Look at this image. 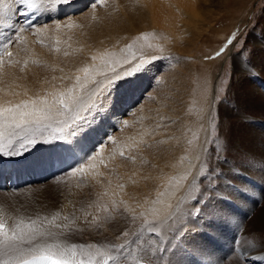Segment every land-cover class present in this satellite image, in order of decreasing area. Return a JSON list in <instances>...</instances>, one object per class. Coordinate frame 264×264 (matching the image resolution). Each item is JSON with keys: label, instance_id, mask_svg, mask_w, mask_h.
<instances>
[{"label": "rangeland", "instance_id": "1", "mask_svg": "<svg viewBox=\"0 0 264 264\" xmlns=\"http://www.w3.org/2000/svg\"><path fill=\"white\" fill-rule=\"evenodd\" d=\"M46 1L41 8H43L44 11L47 10V12H48V11H50L54 2L49 3L48 0H46ZM94 1H95L94 2L95 4L94 3H92V4H94L95 6H94V9L93 8L91 9V11L96 10L95 13L92 12V16H90L91 13L88 12L85 16V20H88L89 23L87 21H86L87 23H85L84 22L85 20H83V24H82V20H81V22H79L77 24L75 22L73 24V27L68 28L67 27L68 23H72V21L70 22V20H65V22L62 21L63 24L58 23V24H55V26L52 25V27L50 25L51 28L48 26L47 29L48 28H50V29H48L49 32L47 31L46 33H50V34H46L45 31L41 32L39 35L35 34L34 43L37 44V46L40 45V48L43 49V50L40 49V50H42V52L39 53L40 57L46 58V56H47L48 57L47 59H54V58H55V60L60 59V57L62 55L64 56V53H63L64 47H65L64 49L66 50L70 46H71V48L76 47L77 46L76 44H79L78 46H81L84 44L86 45V44L92 43L91 41L98 39V37H100L103 34L102 36H103L104 41H109L110 43L112 41H114L113 42L114 44L117 43L118 46L115 49H117V48H119V49L114 51V53H116L117 55L119 54V56H121V57L127 56L128 59L131 60V56L129 55V53L125 49V46L128 44H131L135 41L133 51L136 53L137 60L139 62L141 59L146 60V61H151L150 63L147 64L146 67L152 66V68L148 71H150L152 74H154V75L151 74L152 76L149 75L150 78L153 80V83H151L150 86L147 83V81H146V83H145V81H143L144 80L143 77L139 80V82L141 84H145V85L143 86V90L138 93V97L134 101V104L132 105V107H129V109H132L133 107H134L133 109L139 108V110H138L139 112L140 111H142V112L147 111V116H146L147 118L146 119H148L147 121L149 123L147 122L148 124L146 125V121H145V123H144V121L143 122L141 121L142 124L146 126L147 130L144 129L145 127H142L141 124H140L141 126L139 125L138 126L139 128H137V129L138 130L140 129L139 131H141L142 130L141 128H143L144 130H146L145 131L146 133L151 135V137L149 135H146V137L145 136L143 137V134H144L143 131H141L143 134L139 133V134H141V136L138 135V132L136 129V134L139 136V138H138V136L136 135L137 136L136 141L142 142L145 140V142L147 143L148 137H150L151 140H153L154 137H156L157 139L156 140L154 139L153 142H157L158 136L161 135L162 133H166L167 138L164 140H163V138H161L163 140V143H161L162 141L160 139L161 142L158 141L156 144L163 146V144H169L170 143L173 146L174 145L176 146L175 150L181 149L182 147L185 146L186 147L185 149L187 151V152L185 151V153L188 154L187 159H189L191 157L190 159L194 160V167H196V170L198 171V173L200 172L201 168L205 164L208 165V172L209 173H212L213 169H218L219 172H221L223 174H224V172L225 173L228 172L227 175H229V176H227L228 177L227 181L224 180L226 178V176H224V175H221L219 177V180L222 182L225 181L227 183V185L229 186V188L231 187L232 193H231L230 199L232 200V202L236 203L239 201H245L246 200L245 193L248 191L247 190L248 186H253V187L256 186L255 188L258 187V190L262 191V192H260L262 194L260 198L254 193H252V194L249 192L248 193L253 198L258 199V200H256V201H258L257 202L258 207L264 209L263 208L264 203L262 201L264 198V196H263L264 195L263 194L264 193V173H263V171H264L263 170L264 169V165H263L264 164V150H262V149H264V140H262L263 137L260 138V140L262 142L259 140V143H254L255 146L252 145V147H254L255 149L253 150L254 152L251 153V156L249 158L248 154H250V152H247L245 150L246 147H244L245 138L239 137V136H243L244 133L246 132L244 125L247 124L248 119H246V121H247L246 122L243 118H237L236 119L235 116H232V115L228 116V114H226L227 113L226 110L229 108L232 109V111L235 110L236 112H239L238 110L240 109L241 114H244V115L246 114L247 116H251V114H252L251 117H259L261 119L264 118L263 112H261V111L257 112V111H253V110L251 111L246 106L249 103L243 104L242 103L243 100L241 99L244 96L243 95L244 92H243L241 87L247 81H250L251 78L255 81L258 80L260 82L259 87L261 89L264 87V78L262 75V73H263L262 71L264 70V69H262L264 61H261V59L263 60L262 56H264V0H214L215 2H212V3H210V0H188V1L187 0H185V1L184 0L183 1L177 0L178 2L176 0H173L172 4L173 5L175 4V5L173 6L171 4L169 7L172 10L171 12H173V14L171 13V15H172L171 17L173 18V21H175V22H172L174 24V27H175V28L173 27V30L171 29L173 24L171 25V28H169V27H167V25L169 26V24L166 23V25L164 24L165 26L155 24L156 27L155 26H152V27L148 26V27H145L143 29L137 30V31L132 33L130 38H129V36H127L128 31H125V33H122V35L124 36V38H126V37L129 38L128 42H126V43H124L122 41V38H120V37H118L117 39H114V37H112V36H114L113 31H111V33L109 31L111 28H112L111 30H113V27L118 24V20L121 23V21H122L121 19L124 18V15H125L123 13H132V10L135 11V9L136 10L139 9L140 8L139 7V4H140L139 1L140 0H134L135 3L133 0L132 1L130 0L131 2L129 0H126L125 3H124V0H122V1L121 0H110V1L106 0L107 3H102V5H101L100 0H94ZM201 2H204V3L201 4ZM132 3H134L135 5L134 4L132 5ZM122 4L124 5V7ZM180 4H181V6L182 5L183 6L181 7ZM177 5L179 8L176 7ZM107 6H108V8H106ZM109 6H111V7H109ZM127 6H129L130 8ZM183 7L186 9H183ZM126 8L131 9V10L128 11V9H126ZM194 8H196V9L194 10ZM123 9H125L127 11H125ZM193 12H196V13H193ZM197 13H198V16L195 17V15ZM41 15H43V14H41ZM91 17H93V18H91ZM112 20L115 24L112 22ZM67 21H68V23H67ZM115 21H117V22H115ZM66 23H67V25H66V27H64V25ZM92 23H93V25H92ZM106 23L109 24L108 27H107ZM61 24H62L63 28H61L62 26H60L59 29L57 30V25H61ZM75 24H76V26H75ZM127 25L129 26L128 23L126 24V26ZM75 27H77V28H75ZM103 27H104V30H103ZM126 28H127V30L130 29V27L129 28L125 27V29ZM63 29L65 30V32ZM101 30L103 33L100 32ZM169 30H171V31H169ZM107 31L109 34H105V33H107ZM54 32H56V33L54 34ZM75 32H76V34H75ZM143 33H149L148 41H144L143 39L136 41V37L141 36ZM42 34H46V35L43 37ZM53 34H54V39H53ZM97 34H99V35H97ZM47 35L49 37L51 35L52 38L47 37ZM62 35H63V37H62ZM109 35H110V37H109ZM233 35H235L237 37V40L234 41L232 45H229L227 50L220 57H216L215 53L217 51H219L220 48L223 47ZM57 37L61 41V43L59 45V47H60L59 52L55 51V48H54L55 41H56ZM67 37H68V39H67ZM39 38H42L41 40H43L44 43H39V41H40ZM258 40H259V42H257ZM82 41L84 42V44ZM148 43H151L153 45V47L152 48L147 47ZM156 45L162 46L163 52H161L160 48L156 47ZM256 46H258V47H256ZM71 48H69V49H71ZM69 49L67 50V52L70 53ZM241 49H243V55L238 54L241 51ZM49 50H50V52H49ZM61 50H63V51L61 52ZM104 50L107 51L106 49H104ZM43 51L45 52V54L43 53ZM100 51H103V49H101ZM105 51H103V52H105ZM77 53L80 54V56L87 57L85 54L84 55L81 54V52L77 51L76 54ZM57 56H60V57L58 58ZM154 56L159 57V58L153 59L152 57H154ZM209 57H212V58H209ZM258 57H260V58H258ZM257 59H258V61H257ZM96 63H98V62L96 61ZM255 63H256V65H255ZM154 65L155 66L158 65V66L155 67ZM125 66H127V65H125ZM237 68H239V70ZM145 69H147V68H144L143 70H145ZM117 70L118 71L121 70L119 65H117ZM243 70L247 73H245ZM136 72L141 73L142 71H136ZM142 73H144V72H142ZM165 76H166V78H165ZM178 78H179V80H178ZM165 79H167V82H166L167 86L166 85H165L166 87L164 86L165 87L164 92L166 93V96H168V98L167 99L165 98V99H163V101H160L159 99L163 96V94H161V91L163 89L161 91H160V89H157L154 92H150V90H151L150 88H153V86L155 88L156 86H158V84L160 82L164 81ZM60 82H59V84H60ZM61 84H62V82H61ZM262 91H263V89H262ZM158 94L159 95L161 94L162 96H158ZM158 97H159V99L157 101ZM172 98H173V100H172ZM177 98H178V100H177ZM252 102L250 104L251 105L250 107L253 106ZM158 103L160 105H157ZM151 104L154 106L153 110H152L153 112L151 111L152 113L149 112ZM222 106H224V107H222ZM246 108H248V109H246ZM165 109H168V110H166L167 112L165 111ZM169 109H171V110H169ZM154 110L156 111V113H154ZM157 110H158V112H157ZM170 112H172L173 114ZM132 113H134V112H132ZM132 113H130V114H132ZM163 115H164V117H163ZM168 115H170V116H168ZM154 117L156 118V120ZM159 121H161V122L159 123ZM203 121H205V122H203ZM198 122L204 123V124L201 123V127H200L201 131H199L197 129L198 128ZM226 122H228V123H226ZM235 122H237V124H238V125L236 124L237 125L235 127L236 130L233 127ZM224 123L226 124V126H225L226 128H223ZM168 124L171 126H169ZM228 124H230V125H228ZM167 126H169V127H167ZM219 129L224 133V136L221 139V141L223 142V144H225L226 150L222 147L221 141L218 138L219 137L218 135H220ZM254 129H256V131L259 130L258 132L263 131V129H261V126H259V129L257 127ZM242 131H244V132H242ZM158 133H159V135H157ZM200 134L203 135L202 136L203 138L201 137L202 139L200 141H197L198 143L195 144L194 141H196L195 139H197V136L200 137ZM232 134H234L236 137L233 138ZM168 136H169V138H168ZM132 137H134V136H132ZM137 138L139 140H137ZM150 138H148V139H150ZM168 139H169V141H168ZM165 141H168L169 143H167ZM189 141H191V143H189ZM145 142H142L141 144L145 145L146 144ZM187 144H189V147L186 146ZM230 144L233 148H230ZM40 146L41 145L37 146L38 147L37 151H39L38 154L37 153L32 154L31 152L30 153L26 152L25 154H28L29 158L32 155V157L34 159L37 156L41 157L44 161L45 160L44 158H46L47 154L43 153V152L45 151V149L46 150L48 149V146L44 144L43 147L39 148ZM100 147H101V142L95 144L91 148V150H87V152L88 151L89 152L87 153L86 157L92 156L93 154L98 153L100 150ZM220 149H221V151L222 150H224V151L221 152ZM233 149L234 150L237 149V150L234 151ZM256 149H258V150H256ZM58 150H60V149H58ZM158 150H160V148ZM255 150H256V154H254ZM197 151H198V153H197ZM234 152H236V153H234ZM237 152L241 153V154H237ZM185 153L183 155H185ZM25 154L23 156L26 158ZM42 154H44V157ZM201 154H202V157H201ZM261 154L263 157L261 156ZM183 155H181V158L178 161L179 163L177 161H176L177 163L176 162L171 163V164L165 163V166H163V167L167 168L169 173H171V171H173V170L174 171L177 170L178 168L180 171H182L183 168H182V165L180 163H182V164L184 162L186 163V159H185V157H183ZM0 156H2L0 158L10 157L7 155H0ZM124 156H126V153ZM188 156H189V158H188ZM11 157H22V156H11ZM84 157H85V154L80 159L79 165H82L85 163L84 161L87 158L85 157V159H84ZM254 158H258V159L256 160ZM243 159H244V161H243ZM29 160H31V161L26 162V161L21 159V160H17L16 162L20 161L21 164H23L25 166L23 169L29 168L32 171H34V173L39 177L38 179H34V174L31 173L32 177H30L29 175H31V174L26 173L27 176H26L25 181H23V178L25 176L22 175L21 181L18 185L14 184L13 186H10L8 183L9 182L8 181L9 176H7V179H5V181H3L0 184V193H1L0 197L2 196L1 199L4 196L6 197V198L4 197L3 198L4 200L2 199V201L0 200V202H1L0 208L3 209L5 207L4 212L6 211L5 212L6 214L10 213L11 215H14V214L15 215H24L27 217L29 215L34 216V213L35 214L39 213L40 215H46L49 213L48 215H51L55 212H60L61 217L58 220V221H60V223H67V221H65L63 219V217L68 216L70 219H72L73 214H74V216L76 217V220H75V223L73 224L75 226V228L74 227L73 228L74 229H82V231H75V232L70 234V237H69L70 240H72V242H76V243H85V244H87V243L101 244V243H108V242L123 243V242H125V240H133L134 241L136 239V237L133 236L132 234L135 233V230H137V232H138L139 229H135L132 231H130L128 229L127 230V232L129 233L128 237L123 236L124 231L119 230L117 232H112L114 230L113 221L111 219H106V216L108 215V213L105 214V212L100 209V204H103L106 206L107 203L110 204V202H108V201L106 203L100 202V204L94 203L95 202L94 197H96L97 195L101 196V194H98L96 192L94 193V191H92L91 187H93V185H91L89 182L90 178L88 177V173H86L84 176H81L79 173H76L75 174L76 176L71 174L73 168H76V166H78V165H75L73 167L62 166L60 169L58 166H55V167H53V172H49L48 170H45V173H42L43 169L34 170L32 168V165H31L32 158ZM227 160H229V162ZM195 161L197 162V164ZM260 162H263L262 165ZM244 164H245V167H244ZM180 168H182V169H180ZM23 169L21 170V172L23 171ZM246 169H247V172H246ZM230 171H231V173H230ZM257 171L258 172L260 171V172L258 173ZM161 172H163V171H161ZM190 174L191 175L193 174L192 176L195 175L192 170L189 171L188 175H190ZM188 175H186V176H188ZM246 176L248 179L246 178ZM74 177L76 178V181H74V182H76L77 185L74 184V182H72V185H70V186L69 185L66 186L63 183H59L60 181H63L66 178L69 179V178H74ZM80 177L83 178V180H81ZM11 179H12L11 181H13L12 175H11ZM183 180H184V178L181 176V174L178 173V170H177V172H173L167 181L169 184L167 183V185H165L163 189L157 188L152 192L153 197H154L153 200L155 202L158 200L159 202H156V203L160 204V203H162V201H163V203H166L172 197L174 198V196H176V195L178 196L181 193V192H179V190L182 189L179 186H181ZM195 181H198V183L196 182V185H199V181L200 182L203 181L204 183L206 182L205 184L208 183L207 181H204V177H200V175L195 179ZM222 182H220V183L223 184ZM13 183H15V181H13ZM239 183H241V184H239ZM59 185H61V186H59ZM172 186H175L174 189ZM199 186L201 187L200 192H196L195 187H192L191 190L189 191L190 194L192 193V195H197V196L204 195V192L202 191L203 185H199ZM68 187H73V188H68ZM209 187H211V185H209ZM220 187H221V185H220ZM60 188H62V189H60ZM186 188H188V187H186ZM65 189L68 191L67 193H66ZM184 190L186 191V189L184 188L182 190V192H184ZM28 194H29V196H28ZM192 195H190L189 198ZM207 198L208 197L205 196L206 200H207ZM29 201H31L32 203ZM112 201H114V199ZM5 204H7V205H5ZM11 204H13V206H15V208L12 207ZM90 204H92L93 206L89 207ZM226 204H228V203H226ZM260 204H261V206H260ZM74 205H76V206H74ZM79 206H81L82 208ZM9 208H11V209H9ZM73 208H74V210H72ZM30 209H32V210L30 211ZM78 209H79V211H78L79 213H77ZM86 213L88 215L87 216V221L89 220L88 222L85 221ZM121 213H122L121 209L119 211H115V214H117L118 216L121 215ZM80 214H84V215H80ZM251 214H253L252 217H255L256 215H257V217H260L262 213L261 212L259 213L257 210H255ZM96 215L98 216V219H96L97 218ZM104 215H106V216L104 217ZM94 218H95V223L92 224L91 222L94 220ZM246 221L242 224V227H241V232L243 233V235L241 237H239V234L241 233L240 232L237 236V242H236V245H234L235 252H236V250H238L240 248L239 246H240L241 240L247 236L246 234H247V230H248V226H247L248 224ZM194 222H196V225L194 227H198V229H199V233L196 235H199L200 238L204 237L207 240L212 241L213 243H215L214 245L219 247L218 244H220V243H216L218 236L213 231L214 226L217 229V227H218L217 223L214 222L213 226L211 228H209L206 225L201 227V225L203 224V220H195ZM197 222H201V223H197ZM107 224L110 227H108ZM111 225H113V226H111ZM219 225L221 226V224H219ZM87 226H89V228ZM231 226L229 227V229L231 232H233L234 228ZM201 230H202V232H201ZM224 230H227V229L224 228ZM188 235H193V234L189 233ZM193 236H195V235H193ZM149 237H152V239L157 238L155 233H145L144 239L148 240ZM182 238L177 237L175 239V242H177V243L182 242V241L189 242L188 239H185L184 237H182ZM250 238H252V237H248V239H250ZM195 243L197 244L196 247L200 246L201 244L204 245V241H201L199 239H195ZM178 245H179L180 252L182 251L183 255L186 254L189 258L194 260L195 264H204V263L208 264L212 260V256L203 255V257H202V255L199 252H197L196 250H194V251L191 250L190 248H192V247L188 248L187 246H185L184 247V251L186 252L185 253L182 250V248L180 247V244H178ZM203 245H201V247H198V248H202ZM163 246H165V245H163ZM175 246H176V244H175ZM132 247H135V244H133ZM213 248H214V246H213ZM242 249H244V248H242ZM169 251H172V249H170ZM191 252L193 253L194 256L191 255ZM199 254L201 257L200 256L198 257ZM168 255H171V254H168V251L166 252V254H165V252H157V254H156V256H158L159 260L163 261V262H166L169 259H171V257H169ZM204 256H205V258H204ZM241 256L243 257L244 255H241ZM149 257H150L151 261L154 260V258H153L154 255L152 257L150 255ZM206 258H207V260H206ZM209 259H211V260H209ZM177 260H178L179 264H185V263H183L184 258H181V259L179 258ZM199 261H200V263H199ZM168 262H170V260ZM152 264H153V262H152Z\"/></svg>", "mask_w": 264, "mask_h": 264}, {"label": "bare ground", "instance_id": "2", "mask_svg": "<svg viewBox=\"0 0 264 264\" xmlns=\"http://www.w3.org/2000/svg\"><path fill=\"white\" fill-rule=\"evenodd\" d=\"M125 1L126 0H124V3H125ZM94 2H95L94 0H68V2H65V3H55L54 2V4L52 5L50 11H48V12H47V10L44 11V9L41 8L43 6V4L45 3L44 2L40 6L39 10L34 12V13H40L39 19L35 20L34 24H35V26L37 28H44V26H47V27L49 26L50 27V25L52 27V25L55 26V24L62 23V21L65 22V20H70V22L72 21V24H74L75 22L77 24V23L81 22V20H82V24H83V20H85V16H86V14L88 12L91 13L90 16H92V12L95 13L96 10L95 11H91L92 8L94 9V6H95ZM172 2H173V0H140L139 1V3H140L139 7L140 8L137 9V10L135 9V11L132 10V13H123L125 15H124V18L121 19L122 20L121 23L118 20V24L119 25L117 24V25L114 26L112 24L114 26L113 30H111L112 29L111 28L109 32L111 33V31H113V33H114L113 35L114 36H112V37H114V39H117L118 37H120V38H122V41L124 43H126V42H128V39L131 37L133 32H135L137 30H140V29H143L145 27H148V26L152 27V26H155V24H158V25H164L165 24L166 25V23H167V24H169V26L167 25V27L171 28V25L173 24L172 22H175V21H173V18L171 17L172 16L171 13L173 14V12H171L172 10L169 8L170 5L172 4ZM212 2H215V1L214 0H210V3H212ZM69 3H73L75 5H78L79 7L75 11H69L68 13L65 14V13H63V11H64V9L66 8V6ZM92 3H94V4H92ZM103 3H107L106 0ZM134 3H135V1H134ZM134 3H132V5ZM202 3H204V2H201V4ZM181 4H180V6H181ZM101 5H102V3H101ZM13 7L15 9V8L20 7V6L14 5ZM109 7H111V6H109ZM123 7H124V5H123ZM127 7H129V6H127ZM176 7H178V5ZM106 8H108V6ZM126 9H128V8H126ZM183 9H186V8L183 7ZM195 9L196 8H194V10ZM123 10H125V9H123ZM130 10L131 9H128V11H130ZM125 11H127V10H125ZM193 13H196V12H193ZM41 14H43V15H41ZM197 16H198V13L195 15V17H197ZM91 18H93V17H91ZM86 21L88 22V20H85L84 22L87 23ZM112 22H113V20H112ZM115 22H117V21H115ZM67 23H68V21H67ZM67 23L64 25V27H66ZM127 23L129 24V26L128 25L126 26ZM8 24H23L22 17L21 16H17L14 13L0 12V33H2L5 36L12 34V30L7 27ZM62 24L59 25V26H62ZM76 24H75V26H76ZM92 25H93V23H92ZM108 26H109V24H107V27ZM125 27H128V28L130 27V29L127 30V28L125 29ZM173 27H174V24H173V26L171 28L172 30H173ZM50 28H48V29H50ZM61 28H63V26ZM75 28H77V27H75ZM48 29L45 31V33L47 31L49 32ZM103 30H104V27H103ZM125 31H128V35L127 36H129V38H127V37L124 38V36L122 35V33H125ZM169 31H171V30H169ZM64 32H65V30H64ZM100 32L103 33L102 30ZM55 33L56 32H54V34ZM46 34H50V33H46ZM46 34H42L43 37ZM54 34H53V39H54ZM75 34H76V32H75ZM99 34H97V35H99ZM105 34H109L108 31ZM23 35L26 37L25 42L23 44H20V45L14 44L11 47V49H10L12 51V53H13L12 59L19 60V61H21V63L14 64V65H11V66L6 64L4 66L3 73L0 74V89H2V91H0V102L6 101V100H9V99H11L13 101H19L21 99H27V98L32 97V96L37 95V94L46 95V94H48V93H50V92H52V91H54L56 89H66L72 83L75 82L74 81V77L77 74V69L83 67L86 64L93 63V61L91 60V57L93 55H98L100 53H103V51H105L104 49H106L107 51L109 50L110 52H114L117 49H119V48L115 49L118 45H117V43L114 44L113 43L114 41H112L111 43L109 41H104L103 40V36H102L103 34H102L100 37H98V39H95L94 41H91L92 43L88 42L89 44L85 45L84 42L82 41L84 45L78 46L79 44L75 43L77 45L76 47H74V48L72 47L71 48V46H70L69 48H71V49L67 48L66 50L64 49L65 48L64 47L63 48L64 52L69 49V51L71 53L70 54L68 52L69 54L67 56H65V55L64 56L62 55L61 57L57 56L58 58L60 57V59H56V60H55V58L54 59H47L48 57L46 55H45L46 58L45 57H40V55H39V53L42 52L43 49L40 48V45L37 46V44L34 43L35 33L33 32V30L30 29V28H26V31L23 33ZM47 37H49V36L47 35ZM50 37H51V35H50ZM62 37H63V35H62ZM109 37H110V35H109ZM39 39L41 40L42 38H39ZM67 39H68V37H67ZM257 42H259V40ZM256 47H258V46H256ZM25 48L28 50L27 52L25 51ZM40 49H42V50H40ZM101 49H103V51H100ZM63 50H61V52ZM77 51L81 52V54H83V55L85 54L87 57L80 56V54H78V53H77L78 54L77 55L76 54ZM49 52H50V50H49ZM43 53L45 54L44 51H43ZM117 56H119V54ZM119 57H121V56H119ZM262 57H263V60L261 59V61H264V56H262ZM258 58H260V57H258ZM5 59H7V58H5ZM24 59H28L27 67H24V65L22 63ZM34 60L35 61H39V63H33ZM257 61H258V59H257ZM97 62L99 63V61H97ZM138 62L139 61L136 60V61H133L132 63L135 64V63H138ZM255 65H256V63H255ZM157 66H155V67H157ZM124 67H128V65L124 66ZM21 68H23V71H21ZM146 68L147 69L142 70V72H144V73L141 72L142 74L135 72L134 75L128 76L125 79H122V80L118 81L116 83L114 89L112 90V94H111L110 98H104V97L100 98L103 106L100 108L99 114L96 115L95 120L92 121L91 126L88 129H86L85 132L81 135L79 144L76 146L74 151H69V150L64 149V148H60V150L56 149L55 151H52V150H49V148H48L47 150L45 149V151L43 152V153L47 154L46 158H44L45 159L44 161H43V159L41 157H38L37 155H36L37 157L35 159L32 157V155L29 158L28 154H25L26 158L24 156H22V157L0 158V184L3 181H5V179H7V176H9V178H8L9 182L8 183H9L10 186H13L14 183L11 181V175H13V174L16 176L15 177V184L16 185H18L20 183L22 175L25 176L23 178V181H25L26 176H27L26 173L34 174V179H38L39 178L34 173V171H32L31 169H29V168L23 169L25 166L23 164H21L20 161L16 162L17 160H21L22 159V160L28 162V161H31L29 159L32 158L31 165H32V168L34 170L43 169L42 173H45V170H48L49 172H53V164L55 162L58 163L59 169L62 166H71V167H73L75 165L79 166L80 159L82 158V156L84 154H85V157L87 156V153L89 152V151L87 152V150H91V148L95 144L101 142V147H100L99 152L93 154V155L96 156V160L93 161V162L97 165V168L96 169H89L87 173H88V177L90 178L89 182H90L91 185H93V187H91L92 191H94V193L96 192L98 194H101V196H99V195L96 196L95 195L96 197H94V200H95L94 203L95 204H97V203L100 204V202H102V203H106L107 201L110 202V204L107 203L106 206H108L107 208L109 209V211L111 212L112 217H113L111 219L113 221V223H114V230L112 232H117L119 230L125 232L128 229L130 231L135 230V229H139L141 227V225L143 224L145 219H147L149 221H151L153 219V214H154L153 210L154 209H164L169 204L172 205L173 207H175V205L177 204V202L179 201V199L181 197H184L185 199H187L189 201V204H186L184 206L185 208L189 207L192 204H195V202L191 200V197L189 198V196L192 195V193L190 194L189 191L191 190L192 187H194L193 180L196 179L199 176V173L196 170V167H194V160L190 159L191 157L189 158V156H188L189 159H187V155L188 154L185 153V151H186L185 148L186 147L183 145L184 147H182L181 149H176L175 150L176 146L175 145L173 146L172 144H170L168 142L169 139H168V141H165V142H167L169 144H163V146H161L159 144H156L158 141H160L161 138H163V140L167 138L166 133H162L161 135H159V133H160L159 132L160 130H159L158 131L159 133L157 134V135H159L158 136V140H157V142H153V140L154 139L156 140L157 138L153 136L154 139L152 138L153 140H151V138H150L151 135H149L148 133L145 132L147 130L146 126L142 124L143 121H144V123L146 121V125L149 123L147 121L148 119H146L147 118L146 117L147 116V111H145L146 113L142 112V111L139 112L138 111L139 108L133 109L134 107L132 109H129V107H132V105L134 104V101L138 97V93L143 90V86L145 85V84H141L139 82V80L143 77V79H144L143 81H145V83L147 81L149 86L151 85V83H153V80L150 78V76H152L154 74H152L150 71H148V70H150L152 68V66L151 67L148 66ZM237 69L239 70V68H237ZM262 69H264V64L262 66ZM262 72H263L262 75H263V78H264V70ZM245 73H247V72H245ZM53 77H55V79H53ZM165 78H166V76H165ZM178 80H179V78H178ZM251 80H250L251 82L247 81L241 87L243 92H244L243 93L244 96L241 98L243 100V102L242 101L241 102L243 104H245V103L248 104L249 103L246 106L251 111L252 110L253 111H257V112L261 111L264 114V87L262 88L263 89V91H262V89L259 87L260 86L259 85L260 82L258 80L255 81L252 78H251ZM60 81L62 82V84H61ZM59 82H60V84H59ZM166 82H167V79H165L164 81L160 82L158 84V86H156L155 88H154V86H153V88H150L151 89L150 92H154L157 89H160V91H161L163 89L161 91V94H163V96L161 94L160 95L158 94V96H162V97L160 99L158 97L157 101H158V99L160 101H163V99H165V98L167 99L168 98V96H166V93L164 92V88L167 86ZM11 91H15L16 93H18V95L12 96L10 94ZM25 91H26L27 95H25ZM172 100H173V98H172ZM177 100H178V98H177ZM251 102L253 103L252 107H250L251 106L250 105ZM152 104L150 106L149 112H151L153 110L154 106ZM157 105H160V104L158 103ZM222 107H224V106H222ZM248 108H246V109H248ZM155 110H154V113H156ZM166 110H168V109H165V111ZM169 110H171V109H169ZM226 111H227L226 114H228V116H231V115L235 116L236 119L237 118H243L245 121H246V119H248V122L246 121L247 124L244 125V127L246 129V132L244 133L243 136H239V137L245 138L244 147H246L245 150L247 152H250V154H248V157L250 158L251 153L254 152L253 150L255 149L254 147H252V145L255 146L254 143H259L260 138L261 137L264 138V121H263L264 118L261 119L259 117H251L252 114H251V116H247L246 114L245 115L241 114L240 113V109L238 110L239 112H236L235 110L232 111V109H230V108L227 109ZM132 112H134V113H132ZM157 112H158V110H157ZM130 113H132V114H130ZM170 113H172V112H170ZM168 116H170V115H168ZM163 117H164V115H163ZM155 120H156V118H155ZM124 121H128V125L127 126L124 125V123H123ZM161 121H159V123ZM203 122H205V121H203ZM203 122H198V128L197 129L199 131H201L200 127H201V123H203ZM226 123H228V122H226ZM140 124L142 125V127H145L144 129H146V130H144L143 128L140 127L142 129L141 131H143L145 135L141 131H139L140 129L139 130L137 129V128H139L138 126ZM236 124H237V122H235L234 125L232 124L234 129L238 125V124L237 125ZM228 125H230V124H228ZM169 126H171V125H169ZM169 126H167V127H169ZM225 126H226V124L224 123L223 124V128H226ZM259 126H261V129H263V131L260 130L261 132H258L259 130L256 131V129H254L256 127L259 129ZM136 129H137L138 135L141 136V134H139V133H142L143 137L144 136L146 137V135L150 136V137H148L150 139L147 138V143L146 144L144 143L145 145L141 144L142 142H145V140L142 141V142H137L136 141V137L138 136L136 134ZM242 132H244V131H242ZM132 136H134L135 138L132 137ZM202 136L203 135H201V134H200V137L197 136V139H195L196 141H194V143L197 144L198 143L197 141H200L203 138ZM218 136H219L218 137L219 140L221 141V139L224 136V133L220 130V135H218ZM109 137H115L117 143H115V144L112 143L110 141ZM232 137L234 138L236 136L234 134H232ZM138 138H139V136H138ZM138 138H137V140H139ZM168 138H169V136H168ZM263 138H262V140H264ZM163 140L161 139L162 142L161 141L160 142L163 143ZM134 142H135V144L138 145V147H129L128 146V145L133 144ZM43 145L44 144H42L39 148L43 147ZM221 145H222V147L224 149L226 148L225 144H223L222 141H221ZM186 146L189 147V144H187ZM159 148H160V150H158ZM230 148H233L231 146V144H230ZM37 149H38V147H36V149L32 150L31 153L32 154H34V153L38 154L39 151H37ZM221 149H220V151H221ZM236 150H234V151H236ZM256 150H258V149H256ZM256 150H255L254 154H256ZM262 150H264V149H262ZM120 151L125 152L126 156H121L120 155ZM223 151L224 150H222L221 152H223ZM184 153H185V155H183ZM197 153H198V151H197ZM234 153H236V152H234ZM237 154H241V153L237 152ZM42 155L44 157V154H42ZM181 155H183V157H185L186 163L185 162L183 164L180 163L182 165L183 170L180 171L179 168H178L177 169L178 173L181 174V176L184 178L186 175L189 174V171L192 170L195 175L194 176H192L193 174L192 175L191 174L188 175L187 179L184 178V180L182 181L181 186L178 185L179 187L182 188V189L179 190V192H181V193L178 196L176 195V196H174V198L172 197L166 203H163V201L161 200L162 203L158 204V203H156L153 200L154 197H153L152 192L155 189H157V188L163 189L164 186L167 185V183H168L167 181H168L169 177L172 175V173L173 172H177V170H175V171L173 170V171H171V173H169L168 169L164 168L163 166H165V163L171 164V163H175L176 161L178 162L180 160V158H181ZM65 156H68V160H65ZM133 156L135 157V160H132L130 158V157H133ZM261 156H262V154H261ZM0 157H2V156H0ZM85 157H84V159H85ZM201 157H202V154H201ZM254 159L257 160L258 158H254ZM227 161L229 162V160H227ZM243 161H244V159H243ZM260 163L262 165L263 162H260ZM196 164H197V162H196ZM244 167H245V164H244ZM182 168H180V169H182ZM22 169H23V171L21 172ZM73 169H75V168H73ZM161 171H163V172H161ZM246 172H247V169H246ZM93 173H98V174L94 175ZM230 173H231V171H230ZM263 173H264V171H263ZM32 174L29 175V176L32 177ZM227 174H228V172L227 173L224 172V174H223L224 176H226V178L224 179L226 181H227V178H228L227 176H229ZM246 178H247V176H246ZM81 180H83V178H81ZM74 181H76L75 177L74 178H69V179L66 178L63 181H60L59 183H63L66 186L67 185L70 186V185H72V182H74ZM196 182L198 183V181H195V184H196ZM220 182H222V181H220ZM222 183L223 184L220 183V185H221L220 189H222L223 192L230 194L229 195V201L230 202H228V204L225 203L223 205H220V206H222V207L227 209V213L222 218L217 217L215 219V222L217 223L218 227L216 229L215 226H214L213 231L218 236V239H217L216 243H220V244H218L219 247L214 245L215 243H213L212 241H209V240H207L204 237L203 238L201 237L202 238L201 239L199 237V235H196V234L199 233V229H198V227H194L196 225V222H193L191 227H193L194 231L192 233H190V234H193L195 236L187 235L186 237H184L185 239H188L190 243L189 242H185V241L177 243V242H175V240H172L171 243H172V245L174 247L172 248V251H168V254H171V255H168L169 257H171V259H169L170 262H168L169 260L166 261V262L160 261L158 256H156V254H157L156 253L154 255V257H153L154 260H152L153 264H179V262L177 260L179 258L180 259L184 258L183 263H185V264H195V261L192 260L191 258H189L186 254L183 255L182 254L183 252L182 251L180 252L179 247L178 248L175 247V244H176V246H179L178 244H180V247L182 248L183 251H184V247L187 246L188 248L192 247V248H190L191 250H193V251L196 250L197 252H199L202 255V257H203V255L212 256V260L209 259L211 261L208 264H240V260L241 259L245 260V264H264V247H256L254 249H249L246 246V239H248V237L255 236L259 240H264V209L259 208L258 205H257L258 201H256L258 199L253 198L249 194V193H251V194L254 193L260 198L261 195H262L260 192H262V191L258 190V187L255 188L256 186H254V187L253 186H248L247 187L248 191L246 190L247 192L245 193L246 200L245 201H239V202L235 203V202H232V200L230 199L231 193H232L231 187L229 188V186L227 185V183L225 181L222 182ZM74 184H76V182H74ZM239 184H241V183H239ZM121 185L123 186L122 188L120 187ZM199 185H202L200 181H199ZM59 186H61V185H59ZM172 187L174 189L175 186H172ZM186 187H188V188H186ZM68 188H73V187H68ZM184 188L186 189V191L184 190V192H182V190ZM60 189H62V188H60ZM202 191H203V189H202ZM67 192L68 191L66 190V193ZM0 195H1V193H0ZM28 196H29V194H28ZM1 197H0V200L2 201V199L5 196L2 199H1ZM113 199L117 203V205L119 206V209H121V211H123V209L125 208V205L131 211H128V212L124 213L123 215L121 214V215L118 216L117 214H115V211H117V210H114V205H113V201H112ZM31 201H29V202H31ZM262 201L264 203V198H263ZM5 205H7V204H5ZM11 205H12V207L15 208V206H13V204H11ZM74 206H76V205H74ZM260 206H261V204H260ZM79 207H81V206H79ZM4 208H3V210H4ZM9 209H11V208H9ZM31 210L32 209H30V211ZM72 210H74V208ZM169 210H171V209H169ZM211 210H212L211 207H209V211H211ZM255 210H257L259 213L260 212L262 213L260 217H257V215L255 217H252L253 214H251V213L253 211H255ZM78 211H79V209L77 210V213H79ZM247 213L248 214L250 213V214L248 215ZM48 214H46V215H48ZM84 214H80V215H84ZM105 214H107V213L105 212ZM34 215H35V213H34ZM133 215H135V217H136L134 223L132 222ZM105 216L106 215H104V217ZM96 217L98 218L97 215H96ZM245 221L248 224L247 225L248 226V230H247V234H246L247 236L245 235L246 237L241 240L240 246H239L240 248L238 250H236V252H235L234 245H236L237 236L241 232L242 224ZM58 222L60 223V221H58ZM197 223H201V222H197ZM219 224H221V226ZM107 226H108V224H107ZM111 226H113V225H111ZM230 226L234 228L233 232L230 231V229H229ZM72 227L75 228L74 225ZM87 227L89 228V226H87ZM108 227H110V226H108ZM224 228H226L227 230H224ZM163 231L164 230L162 229V232ZM135 232H137V230H135ZM201 232H202V230H201ZM242 235H243V233L241 232L239 234V237H241ZM172 236H173V233H168L167 234L168 238H171ZM180 238H182V237H180ZM149 239H152V237H149ZM195 239H199L201 241H204V245L201 244V245H203L202 248H198V247H201V245L196 247V245L198 243L197 242H196L197 244L195 243ZM165 246L167 247V244H165ZM213 246H214V248H213ZM242 248H244V249H242ZM165 254H166V252H165ZM200 254L198 255V257L200 256ZM240 254L244 255V256L242 257ZM191 255L194 256L192 252H191ZM152 256L153 255H151V257ZM205 256H204V258H205ZM238 257H239V259H238ZM206 260H207V258H206ZM199 263H200V261H199Z\"/></svg>", "mask_w": 264, "mask_h": 264}, {"label": "snow or ice", "instance_id": "3", "mask_svg": "<svg viewBox=\"0 0 264 264\" xmlns=\"http://www.w3.org/2000/svg\"><path fill=\"white\" fill-rule=\"evenodd\" d=\"M44 2L45 0H0V12L14 13L27 18L30 13L38 11ZM48 2L65 3L68 0H48ZM100 2L103 3L104 0ZM14 5L20 7L14 9ZM7 27L12 30L11 35L5 36L0 33V74L3 73L6 64L11 66L21 63L19 60L12 59L13 53L10 49L14 44L20 45L25 42L26 37L23 33L26 28L32 29L37 35L47 29V26L37 28L30 18H27L24 24H8ZM59 27L57 25V30ZM67 27L71 28L73 24L69 23ZM148 38L149 33H143L136 37V41L141 39L148 41ZM236 40L237 37L233 35L215 53V56L220 57ZM39 43L44 41L40 40ZM60 43L57 37L54 45L57 52L60 51ZM134 45L135 41L125 46L131 60L127 56L119 57L110 51L93 55L91 57L93 63L77 69L75 82L66 89H56L46 95L37 94L19 101L9 99L0 102V155L23 156L42 144L47 145L52 151L57 148L74 151L81 135L91 126L103 106L100 98H110L118 81L134 75L136 71H142L151 62L141 59L140 62L133 64L132 62L137 60L136 53L133 51ZM147 47L152 48L153 45L148 43ZM156 47L163 52L162 46L156 45ZM25 51L28 50L25 48ZM68 54L67 51L64 52L65 56ZM238 54L243 55V49ZM22 63L24 67H27L28 59H24ZM33 63H39V61L34 60ZM117 65L120 66V71L117 70ZM125 65L128 67H124ZM10 94L18 95L15 91H11ZM25 95H27L26 91ZM123 123L125 126L128 125V121ZM109 139L112 143H117L115 137H109ZM128 146L138 147L135 142ZM120 155L124 156L125 153L120 151ZM130 158L135 160L134 156ZM95 160V155L88 156L85 163L73 169L71 174L79 173L84 176L89 169L97 168L93 162ZM199 175L208 183L201 181L204 195L191 196L195 204L185 208L189 201L181 197L175 207L169 204L164 209H154L153 219L151 221L145 219L138 232L132 234L136 239L125 240L123 243L72 242L69 238L70 234L82 231L72 227L76 220L74 214L72 219L68 216L63 217L67 223H58L61 217L60 212L50 216L36 213L34 216L26 217L6 214L0 208V264H152L149 256L172 249L174 247L172 240L177 237H186L194 231L191 225L195 220H203L201 227L206 225L211 228L217 217L222 218L227 213V209L220 206L230 202V194L220 189L219 177L223 173L218 169H213L212 173H209L208 165L205 164ZM184 178L187 179V176ZM193 185L196 192L201 191V187L195 184V179ZM205 196L208 197L207 200ZM113 205L114 210H120L115 201ZM92 206V204L89 205V207ZM100 209L108 213L106 219L113 218L107 206L101 204ZM128 211L131 210L125 205L121 214ZM135 219L133 215V223ZM85 221L87 222V214ZM91 223L94 224L95 219ZM145 233H155L157 238L145 240ZM168 233H173V236L168 238ZM123 236L128 237L129 233L125 231ZM133 244L135 247H132ZM165 244L167 247L163 246ZM246 246L249 249L264 247V240L253 236L246 239ZM240 264H245V260L241 259Z\"/></svg>", "mask_w": 264, "mask_h": 264}]
</instances>
